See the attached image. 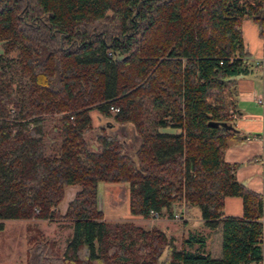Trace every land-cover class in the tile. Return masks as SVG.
Instances as JSON below:
<instances>
[{
	"label": "trees",
	"instance_id": "16d2710c",
	"mask_svg": "<svg viewBox=\"0 0 264 264\" xmlns=\"http://www.w3.org/2000/svg\"><path fill=\"white\" fill-rule=\"evenodd\" d=\"M244 19L262 34L264 0H0V230L31 218L72 228L62 253L44 241L33 264H264L263 196L224 160L239 134L235 78L249 70ZM93 108L133 125V155L102 127L87 146ZM98 182H127L143 218L186 222L197 207L221 231L220 256L197 232L177 247L158 227L105 219ZM68 185L78 190L61 214ZM230 195L241 215L222 212Z\"/></svg>",
	"mask_w": 264,
	"mask_h": 264
},
{
	"label": "rangeland",
	"instance_id": "374dc122",
	"mask_svg": "<svg viewBox=\"0 0 264 264\" xmlns=\"http://www.w3.org/2000/svg\"><path fill=\"white\" fill-rule=\"evenodd\" d=\"M90 114L93 129L84 135L89 148H96L95 136L100 132L99 127H102L106 132L122 139L127 151L133 155L139 139L135 135L132 124L129 122L118 123L112 116L100 114L95 108L91 109ZM116 184L107 185L103 182L97 184V200L105 219L129 220L144 228L158 227L173 237L177 247H180L183 239L192 232H197L203 236L207 235L206 231L203 230L204 226L197 207L192 209V213L196 217L186 222L184 220H174L167 213L162 214L158 219L143 218L129 212V184ZM77 190L78 186H66L64 196L55 209L62 214ZM71 230V223L64 219H6L4 220L3 229L0 230V264H33L30 260L32 252L39 244L49 240H54L53 250L60 254L71 235ZM208 236L209 249L215 253L218 246V234L215 231Z\"/></svg>",
	"mask_w": 264,
	"mask_h": 264
},
{
	"label": "crops",
	"instance_id": "0c3cea01",
	"mask_svg": "<svg viewBox=\"0 0 264 264\" xmlns=\"http://www.w3.org/2000/svg\"><path fill=\"white\" fill-rule=\"evenodd\" d=\"M243 45L247 51L249 70L235 78V93L230 99L232 106L230 111L236 128L239 130L238 137L227 147L224 160L230 163H238L236 178L248 188L262 194L264 199V31L259 34L257 25L250 19H244L242 23ZM263 58L261 64L255 65L252 59ZM258 98L261 101H258ZM161 132L177 133V127L162 126ZM246 136L245 139L242 136ZM107 185L125 184L127 182H103ZM222 212L226 215H241L242 200L240 196L230 195L224 198ZM196 215L187 218L194 219ZM188 225V224H187ZM205 250L213 257L221 254V231L220 229H208L204 227ZM217 232L218 246L213 253L209 249V234ZM254 264V263H250Z\"/></svg>",
	"mask_w": 264,
	"mask_h": 264
},
{
	"label": "built area",
	"instance_id": "2783aa9c",
	"mask_svg": "<svg viewBox=\"0 0 264 264\" xmlns=\"http://www.w3.org/2000/svg\"><path fill=\"white\" fill-rule=\"evenodd\" d=\"M263 58H264V57H263ZM263 58L260 57V58H255V59H252V60H253V63H254L255 65H259V64H261V61L263 60ZM258 101H261V99L258 98ZM110 110H112V111H117L118 108L111 106V107H110ZM11 111H12V110H11ZM230 115H231V116H234L235 114H234L233 111H230ZM150 213H151V217H153V218H158V217H159V214H158L156 211L151 210ZM172 219H174V220H183V216H182V214H181L179 211H174V212H173V217H172ZM260 219H261L262 221H264V206H263V210H262V214H261Z\"/></svg>",
	"mask_w": 264,
	"mask_h": 264
},
{
	"label": "water",
	"instance_id": "95a60500",
	"mask_svg": "<svg viewBox=\"0 0 264 264\" xmlns=\"http://www.w3.org/2000/svg\"><path fill=\"white\" fill-rule=\"evenodd\" d=\"M209 124H212L214 126L218 125L216 122H209ZM228 128H232V129H235L233 125L229 124L227 125Z\"/></svg>",
	"mask_w": 264,
	"mask_h": 264
}]
</instances>
